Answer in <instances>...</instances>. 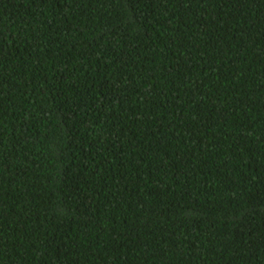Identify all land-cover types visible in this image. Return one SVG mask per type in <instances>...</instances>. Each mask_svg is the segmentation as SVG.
<instances>
[{"label":"trees","instance_id":"1","mask_svg":"<svg viewBox=\"0 0 264 264\" xmlns=\"http://www.w3.org/2000/svg\"><path fill=\"white\" fill-rule=\"evenodd\" d=\"M0 264H264V0H0Z\"/></svg>","mask_w":264,"mask_h":264}]
</instances>
